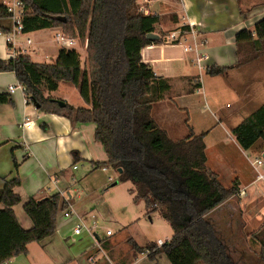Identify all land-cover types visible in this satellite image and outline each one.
<instances>
[{
  "label": "trees",
  "instance_id": "obj_1",
  "mask_svg": "<svg viewBox=\"0 0 264 264\" xmlns=\"http://www.w3.org/2000/svg\"><path fill=\"white\" fill-rule=\"evenodd\" d=\"M19 1L23 7L21 32L59 28L85 45L87 63L82 67L76 49L61 47L53 63L16 54L0 60V72H14L29 102L39 105V110L74 123H94V139L101 144L106 160L93 165L116 171V182H131L133 202L142 201L147 215L155 212L168 223L172 237L160 246L153 242L139 246L128 239L134 254L145 252L150 261L164 254L171 264H236L205 218L237 194L236 184L225 188L206 167L205 133L195 135L190 130L187 136L172 139L150 113L152 104L169 89L168 79L156 76L140 53L144 46L160 40L146 38V34L154 33L157 15L140 12L136 0ZM9 16L6 5L0 4V19ZM235 41L263 49L264 17L252 31L236 33ZM224 70L210 65L205 73L215 76ZM61 82L74 86L89 107L68 103L61 107L45 96ZM2 103H11L8 94L0 93ZM231 133L243 149L258 139L264 141V102ZM19 185L20 179L13 177L4 179L0 188V264L26 255L28 244L54 234L57 215L67 206L58 192L28 198L22 207L32 226L25 229L12 209L21 200L14 192ZM253 237L259 245L257 263L264 264V223Z\"/></svg>",
  "mask_w": 264,
  "mask_h": 264
},
{
  "label": "crops",
  "instance_id": "obj_2",
  "mask_svg": "<svg viewBox=\"0 0 264 264\" xmlns=\"http://www.w3.org/2000/svg\"><path fill=\"white\" fill-rule=\"evenodd\" d=\"M7 2L0 0V4L6 5ZM136 5L143 14L158 17L154 33L160 40L141 49L142 61L151 66L156 76L168 79L169 83V89L151 106L152 118L172 139L183 138L190 130L195 135L205 133L206 167L217 175L225 188L236 184L238 190L246 188L249 193L243 198L238 195L229 197L205 218L213 229L214 224L218 225L219 222L228 225L226 230L230 236L227 238L236 241L235 245L248 237L255 242L253 233L264 223V180H255L251 161L264 157V141L258 139L250 148L243 149L231 129L264 102V48L259 50L253 43L235 41L236 33L242 29L252 31L254 24L264 17V0H136ZM189 23L197 26L198 37L203 43L201 48L205 57L200 65L196 61V54L184 52L181 44L162 42V37L170 30ZM13 25L10 16L0 19V31L3 33L9 32ZM47 29H54L55 33L59 31V28ZM43 30L46 29L17 32L14 36L16 44L12 48L4 35H0V60H8L16 53L27 54L33 61L40 62L35 58L38 48L33 46L30 51L27 48L32 43L43 45L40 35ZM74 40L72 48L78 51L83 67L87 63L86 47ZM210 65L225 70L219 75L210 76L205 73V68ZM19 85L14 72H0V93H6L11 98V103L0 104V188L4 185V179H20V185L14 188V192L21 200L12 209L18 223L25 229L30 228L32 222L23 210V203L30 197L43 198L58 192L74 206L77 215L94 234L83 233L70 241L77 243L67 244L73 224L71 226L68 218L59 211L54 234L38 242L41 256L56 264H134L144 260L148 261L145 264H168L163 261L166 258L164 254L150 261L145 252L134 254L129 245L126 251H117L116 256L113 251L115 244L107 239L112 232L107 235L106 230L109 229H106L105 238L97 236L93 229L99 226L98 221L87 220L92 207L86 206L81 196L74 198L70 190L74 183L95 170L105 172L93 165L95 161L106 160L101 144L94 139L95 124L74 123L62 115L39 110L26 100ZM9 86L15 89L10 91ZM62 86L63 94H59ZM196 95L201 96L202 106L214 116V123L203 127L200 132L194 130L195 123H205L203 118L206 115H201L200 101L194 99ZM45 96L63 100L74 107H89L77 89L64 82L59 83L56 90L46 91ZM27 121L30 125L23 124ZM184 128L188 130L187 133L182 132ZM82 161L89 167L80 179L76 178L74 171L77 170L76 163ZM14 162L17 163L16 169ZM262 167L264 164L260 169ZM110 184L113 185L112 182ZM76 189L82 190L81 187ZM129 194L132 199L130 190ZM223 206L228 208L227 212L235 207L238 213L228 219L221 209ZM220 211L222 215L219 221ZM250 223L256 226L247 233L245 229ZM172 234L166 241L158 240L168 242ZM158 240L151 242L160 246ZM238 248L244 251V245ZM26 255H29V249ZM26 255L13 257L3 264H23L22 256Z\"/></svg>",
  "mask_w": 264,
  "mask_h": 264
},
{
  "label": "rangeland",
  "instance_id": "obj_3",
  "mask_svg": "<svg viewBox=\"0 0 264 264\" xmlns=\"http://www.w3.org/2000/svg\"><path fill=\"white\" fill-rule=\"evenodd\" d=\"M41 40H43V45H29L27 48L28 51L31 48L37 47L38 52L35 58L40 62L53 63L56 60V55L61 48V45L55 40V30L46 29L40 32ZM78 40V39H77ZM34 42V41H33ZM77 44H83L79 40ZM67 85V84H62ZM63 86L59 90V94H63ZM73 96V95H72ZM79 97V96H78ZM74 100V97H72ZM196 101H200L199 106L201 115L205 114L206 117L203 118L205 123H195V131L200 132L203 130V127L211 126L214 123V116L211 115L210 111L206 107L202 106L201 96H195ZM211 111L212 107L209 106ZM258 107V106H257ZM256 107V108H257ZM182 132H188L184 128ZM183 133V134H184ZM262 157V156H261ZM77 170L74 171L76 178L84 176L88 171V164L86 162L76 163ZM108 172H102L100 169L95 170L93 173L86 175L83 179L74 183L71 187V194L74 198L78 195L85 199V205L92 207L91 211L87 216V220L95 219L98 221L99 226L93 229L99 238H105V230L109 229L112 232V235L107 239L115 244L113 246L114 254L122 251H126L128 248V239H134L138 244L145 245L147 242H156V240L161 239L166 241V238L172 234V230L168 223L163 220L157 213L153 212L150 215L145 214L146 208L144 207L143 202L134 203L129 194V190L132 188V184L129 181L126 182H116L117 173L116 171L108 168ZM264 171V167L261 168ZM107 176H112L115 179L113 185L110 182H107ZM78 187H81L82 190L79 191ZM76 189L75 191H73ZM235 202V200L233 199ZM226 207L221 208L225 211V215L228 219H231L232 216H235V213H238L237 208H231L228 212ZM234 209V210H233ZM221 211L219 212V221L221 218ZM225 217V218H226ZM151 218V219H150ZM68 221L71 222L72 226L74 217L68 218ZM245 221V220H244ZM227 226L219 222V224H214L215 235L222 241L225 245L226 254L236 263V264H259L258 254H259V245L252 241L249 237L246 238L243 242H240L239 245H235V242L229 240L230 235L227 232ZM256 225H247L245 229L248 233L251 228H254ZM247 234L245 233V237ZM243 237V235H241ZM95 239V237H94ZM67 244H75L77 241L71 242L66 240ZM244 251L238 250V246L243 247ZM29 255L22 256L24 259L23 264H56L46 257L41 256V247L38 245V242H32L29 246ZM117 256V254H116ZM166 263L170 264L167 258H163ZM147 260L137 261L134 264H145ZM65 264H75L74 262L65 263ZM92 264V263H91ZM162 264V263H161Z\"/></svg>",
  "mask_w": 264,
  "mask_h": 264
},
{
  "label": "built area",
  "instance_id": "obj_4",
  "mask_svg": "<svg viewBox=\"0 0 264 264\" xmlns=\"http://www.w3.org/2000/svg\"><path fill=\"white\" fill-rule=\"evenodd\" d=\"M6 9L10 14V17L13 19L14 25L12 29L7 33H3L2 31H0V35H4L7 44L12 48L16 44L14 38L15 34L17 32H21V17L23 14V7L19 0H8V2L6 3ZM198 35H199V31L197 29V26L189 23L187 26L170 30L167 34H165L162 37V42L165 44H181L184 52H194L196 54L195 56L196 61L200 65V61L204 59L205 54L201 48L203 43L198 37ZM54 36L56 42L59 43L61 47H72L75 44V40L64 34L60 29L55 33ZM29 42L30 40L27 39V43ZM15 55L16 53L14 54V56ZM18 87L24 91L23 86L19 85ZM8 89L10 91H13L15 87L9 86ZM26 100L29 102L27 96H26ZM23 124L30 125V122L27 121ZM263 164H264L263 156L259 158L256 157L251 161V166L255 172V180L258 181L264 180V172H262L260 169L261 165ZM101 169L105 172L109 171L108 167L106 166H102ZM108 181L109 182L114 181L112 176H108ZM236 195L243 198L244 196H249V193L247 192L246 188H242L238 190ZM66 202H67V206L63 210H61L63 216L67 218H70L72 216L74 217L73 226L71 228V233L68 237V240L73 241L78 237H80L83 233H88L90 236H94V234L91 232V229L77 215L74 206L71 203H68V201ZM110 233H111L110 230H106L107 235H110ZM157 244L161 245L162 241L158 240ZM90 260L93 261L92 259Z\"/></svg>",
  "mask_w": 264,
  "mask_h": 264
},
{
  "label": "water",
  "instance_id": "obj_5",
  "mask_svg": "<svg viewBox=\"0 0 264 264\" xmlns=\"http://www.w3.org/2000/svg\"><path fill=\"white\" fill-rule=\"evenodd\" d=\"M146 38L149 40H156V39H158V36L155 33H148V34H146ZM54 100L61 107L65 105V102L63 100H59V99H54ZM34 105L36 108H39V105H36V104H34Z\"/></svg>",
  "mask_w": 264,
  "mask_h": 264
}]
</instances>
